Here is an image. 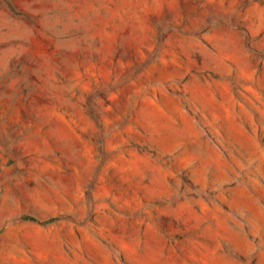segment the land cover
Listing matches in <instances>:
<instances>
[{"label": "rangeland", "instance_id": "374dc122", "mask_svg": "<svg viewBox=\"0 0 264 264\" xmlns=\"http://www.w3.org/2000/svg\"><path fill=\"white\" fill-rule=\"evenodd\" d=\"M0 264H264V0H0Z\"/></svg>", "mask_w": 264, "mask_h": 264}, {"label": "trees", "instance_id": "16d2710c", "mask_svg": "<svg viewBox=\"0 0 264 264\" xmlns=\"http://www.w3.org/2000/svg\"><path fill=\"white\" fill-rule=\"evenodd\" d=\"M29 219V218H28Z\"/></svg>", "mask_w": 264, "mask_h": 264}]
</instances>
